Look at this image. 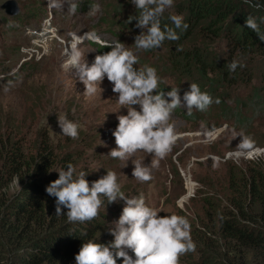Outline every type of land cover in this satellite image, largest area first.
Returning a JSON list of instances; mask_svg holds the SVG:
<instances>
[{"label": "rangeland", "instance_id": "374dc122", "mask_svg": "<svg viewBox=\"0 0 264 264\" xmlns=\"http://www.w3.org/2000/svg\"><path fill=\"white\" fill-rule=\"evenodd\" d=\"M5 1L0 0V6ZM15 1L19 8L15 16L0 8V124L5 129L6 120L14 121L17 125H12L10 131L19 127V138L29 152L33 151L38 134L47 132L57 151L68 148L82 151L77 170L86 167L84 171L92 180L111 170L125 195L142 194L146 204L160 215L184 216L189 221L201 217L203 197L228 194L229 165L244 168L249 162L263 158L264 142L257 144L264 137V53H232L221 39L209 42L201 48L207 50V57L218 67L204 71L203 83L195 70L198 80H187L181 78L171 63L173 46L135 49L134 37L141 30L135 27V20L129 22L130 16L138 14L129 0ZM70 3L75 5L74 12L68 11ZM93 3L100 5V11L89 15ZM166 12L167 17L174 14L172 9ZM45 30L46 46H40L38 33ZM93 31L100 42L85 39L79 45L88 64L96 55L110 51L102 43L119 40L137 56L136 67L148 65L157 70L163 81L158 90L180 87L182 95L189 83L197 82L213 98L204 112L193 109L189 115L182 107L173 110L169 123L176 139L157 167L151 168L153 157L147 153L138 151L133 155L131 159L149 165L148 181L132 177L131 159L125 162L107 155L116 147L112 136L118 123L116 115L126 114L125 108L119 109L118 94L112 92V85L105 78L100 85L102 92L98 89L96 95L86 96L74 70L66 72L62 68L70 34L83 36ZM195 45L197 42L192 44ZM233 61L238 65L233 71L234 78L245 68L249 76L234 80L219 73L220 68ZM60 115L73 117L80 125L78 140L72 145L57 126ZM112 204H118L120 214L122 202Z\"/></svg>", "mask_w": 264, "mask_h": 264}, {"label": "trees", "instance_id": "16d2710c", "mask_svg": "<svg viewBox=\"0 0 264 264\" xmlns=\"http://www.w3.org/2000/svg\"><path fill=\"white\" fill-rule=\"evenodd\" d=\"M171 9L188 24L186 31L177 30V41L163 43L173 46L171 63L181 78L198 80L195 70L203 83L204 71L216 70L218 65L201 48L212 41L223 40L232 53H264V41L258 38V32L264 34V0H174ZM166 13L161 23L171 27ZM249 18L258 32L245 26ZM219 71L228 79L235 76L226 66ZM245 76L246 68L234 80ZM12 125L17 124L6 120L5 129L0 124V264H75L83 240L110 242L113 237L104 225L119 217L118 204L102 202L95 219L71 223L63 215L67 209L56 215L55 198L45 191L58 178L54 170L71 164L74 175L85 172L86 167L77 170L82 151H57L42 131L29 152L19 127L10 131ZM77 140L71 139V145ZM259 140L257 145L264 137ZM86 179L93 181L88 174ZM226 180L228 194L203 197L201 217L189 221L195 248L181 255L179 264H264V156L244 168L229 165Z\"/></svg>", "mask_w": 264, "mask_h": 264}, {"label": "clouds", "instance_id": "9594fccd", "mask_svg": "<svg viewBox=\"0 0 264 264\" xmlns=\"http://www.w3.org/2000/svg\"><path fill=\"white\" fill-rule=\"evenodd\" d=\"M129 3L138 13L130 16L129 22L135 20V27L141 30L134 37L136 50H157L165 40L177 41V30L183 32L188 28L182 16L171 13L168 20L172 26L162 25V18L173 8L174 0H129ZM68 11L74 12L75 5L70 3ZM99 11L100 5L93 3L89 15ZM245 26L258 32V25L252 18L245 21ZM258 38L264 41V34L258 32ZM85 39L100 42L94 31L83 36L71 33L62 68L66 72L74 70L76 78L84 85L83 94L89 97L96 95L98 89L102 92L100 85L106 78L112 85V92L118 94L119 109H126V114L116 115L118 123L112 131L116 147L107 155L127 162L142 151L153 157L151 168L157 167L176 139L169 123L173 110L182 107L189 115L193 109L204 112L213 103V98L196 83H189L182 95L180 87L158 90L163 81L157 70L148 65L136 67L137 56L119 40L102 43L101 46L110 51L96 55L88 64L79 48ZM237 66V62H231L229 71H235ZM57 126L61 135L78 138L80 125L66 115L57 116ZM131 162L134 165L132 177L141 182L151 179L149 165L140 160L131 159ZM54 171L58 178L50 182L45 191L55 198L57 216L62 215V209H67L63 215L68 222L92 221L104 200L107 205L122 202L119 217L104 225L113 239L107 244L95 239L83 240L74 257L75 264H117L118 260L121 264H179L181 255L194 251L189 220L179 215H160L146 204L142 194L125 195L115 172L106 170V174L89 181L86 172L74 175L71 164Z\"/></svg>", "mask_w": 264, "mask_h": 264}, {"label": "water", "instance_id": "95a60500", "mask_svg": "<svg viewBox=\"0 0 264 264\" xmlns=\"http://www.w3.org/2000/svg\"><path fill=\"white\" fill-rule=\"evenodd\" d=\"M0 8L3 9L4 12L9 16H15L19 11L18 5L15 0H7L3 2Z\"/></svg>", "mask_w": 264, "mask_h": 264}, {"label": "built area", "instance_id": "2783aa9c", "mask_svg": "<svg viewBox=\"0 0 264 264\" xmlns=\"http://www.w3.org/2000/svg\"><path fill=\"white\" fill-rule=\"evenodd\" d=\"M38 35L41 36L40 38H37V39H38L39 45L42 46L44 40L46 39L47 31L45 30L43 33H38ZM43 45L46 46V43ZM30 55H34V54H30ZM35 57L38 58V55H35Z\"/></svg>", "mask_w": 264, "mask_h": 264}, {"label": "bare ground", "instance_id": "6f19581e", "mask_svg": "<svg viewBox=\"0 0 264 264\" xmlns=\"http://www.w3.org/2000/svg\"><path fill=\"white\" fill-rule=\"evenodd\" d=\"M66 46V45H65ZM35 56V55H34ZM264 149V148H263ZM184 176V175H183Z\"/></svg>", "mask_w": 264, "mask_h": 264}]
</instances>
